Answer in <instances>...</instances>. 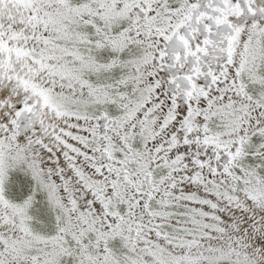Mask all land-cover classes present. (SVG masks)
I'll return each instance as SVG.
<instances>
[{
	"label": "snow or ice",
	"instance_id": "6c2138e0",
	"mask_svg": "<svg viewBox=\"0 0 264 264\" xmlns=\"http://www.w3.org/2000/svg\"><path fill=\"white\" fill-rule=\"evenodd\" d=\"M0 264H264V0H0Z\"/></svg>",
	"mask_w": 264,
	"mask_h": 264
}]
</instances>
